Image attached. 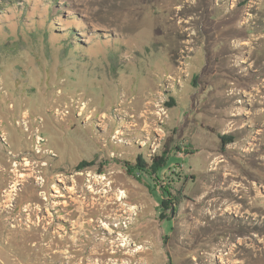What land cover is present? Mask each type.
Wrapping results in <instances>:
<instances>
[{
	"label": "rangeland",
	"instance_id": "374dc122",
	"mask_svg": "<svg viewBox=\"0 0 264 264\" xmlns=\"http://www.w3.org/2000/svg\"><path fill=\"white\" fill-rule=\"evenodd\" d=\"M44 261L264 264V0H0V264Z\"/></svg>",
	"mask_w": 264,
	"mask_h": 264
},
{
	"label": "bare ground",
	"instance_id": "6f19581e",
	"mask_svg": "<svg viewBox=\"0 0 264 264\" xmlns=\"http://www.w3.org/2000/svg\"><path fill=\"white\" fill-rule=\"evenodd\" d=\"M181 23V22H180ZM190 42V40H186V41H183L182 43L184 44V43H189ZM59 112V111H58ZM27 118V117H26ZM25 119V118H24ZM30 163V162H29ZM218 163V162H217ZM25 165H28V163H27V161H26V164ZM218 166V165H217ZM214 170L215 169H217L216 168V166H215V168H213ZM22 175H25V174H21V176ZM16 184H13L12 186H15ZM117 191V190H116ZM7 192V191H6ZM122 193V195L121 196H119L118 197V199H121L122 200V198H124L127 194H125V193H123V192H121ZM10 195V193L7 195V196H9ZM213 206V205H212ZM104 207H106V205L104 206ZM107 208V207H106ZM117 211H119V209L117 210ZM213 212V210H211V206H210V213H212ZM116 213V212H115ZM207 213H209V212H207ZM124 216V215H123ZM110 217V216H109ZM122 217V216H121ZM113 218V217H112ZM118 218H119V216H118ZM15 227V226H14ZM46 233V232H45ZM47 235V234H46ZM132 235V234H131ZM43 236V235H42ZM41 237V236H40ZM64 237V236H63ZM120 237V236H119ZM125 237H128V236H125ZM132 237V236H131ZM131 237H130V239H131ZM42 238V237H41ZM44 238V237H43ZM123 239V242L120 244V245H125L126 243H124V241L125 242H128L127 240V238H124V237H122ZM136 238H138V237H136ZM129 239V240H130ZM146 242V241H145ZM130 243V242H129ZM95 244H96V249H99V248H102V247H106V246H108L109 245V242H107V240H97L96 239V242H95ZM116 244V243H115ZM36 245V244H35ZM127 246V245H126ZM125 246V247H126ZM138 246V245H137ZM109 247H110V245H109ZM141 247V246H140ZM51 248V245L49 246H45L44 248H43V251L45 252V254H43L42 256H48V250ZM103 249V248H102ZM140 251L142 250L141 248L139 249ZM139 251V252H140ZM148 251V248H145L144 250H143V252H147ZM143 252H142V254H143ZM135 254V253H134ZM136 254H137V252H136ZM127 255H128V253H127ZM132 255V254H131ZM146 255V254H145ZM51 256V255H50ZM130 256V255H129ZM52 257V256H51ZM50 257V258H51ZM49 258V259H50ZM51 261H49L50 263H53V260L52 259H50ZM49 263V264H50ZM43 264H48V263H46L45 261H44V263Z\"/></svg>",
	"mask_w": 264,
	"mask_h": 264
},
{
	"label": "trees",
	"instance_id": "16d2710c",
	"mask_svg": "<svg viewBox=\"0 0 264 264\" xmlns=\"http://www.w3.org/2000/svg\"><path fill=\"white\" fill-rule=\"evenodd\" d=\"M225 138V137H224ZM223 138V139H224ZM164 162V158L163 157H161V156H157L156 158H154V160H153V162H152V164L151 163H149L147 160H145V159H141L140 160V165L142 166V167H148V168H151V169H155V168H157V167H159V166H162L163 163ZM162 164V165H161Z\"/></svg>",
	"mask_w": 264,
	"mask_h": 264
}]
</instances>
